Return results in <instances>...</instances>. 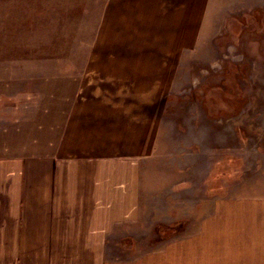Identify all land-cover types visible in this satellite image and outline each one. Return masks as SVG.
<instances>
[{"label": "rangeland", "instance_id": "1", "mask_svg": "<svg viewBox=\"0 0 264 264\" xmlns=\"http://www.w3.org/2000/svg\"><path fill=\"white\" fill-rule=\"evenodd\" d=\"M0 52L12 84L72 91L74 118L118 117L122 153L136 144L199 210L242 182L264 189V0H0Z\"/></svg>", "mask_w": 264, "mask_h": 264}, {"label": "crops", "instance_id": "2", "mask_svg": "<svg viewBox=\"0 0 264 264\" xmlns=\"http://www.w3.org/2000/svg\"><path fill=\"white\" fill-rule=\"evenodd\" d=\"M6 76L0 264H264V189L242 182L199 210L196 195L185 200L142 165L136 144L122 153L120 119L104 107L74 118L82 109L74 110L72 91L58 97L53 87L42 97L39 85L26 90ZM180 221L177 234L151 248L131 244Z\"/></svg>", "mask_w": 264, "mask_h": 264}]
</instances>
